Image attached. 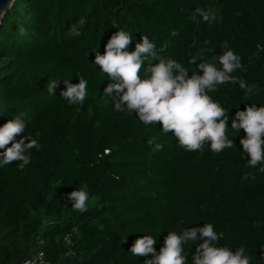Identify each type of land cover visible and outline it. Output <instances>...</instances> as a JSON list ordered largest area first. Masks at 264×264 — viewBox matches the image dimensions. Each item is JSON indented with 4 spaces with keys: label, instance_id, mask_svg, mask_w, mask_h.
I'll use <instances>...</instances> for the list:
<instances>
[{
    "label": "trees",
    "instance_id": "1",
    "mask_svg": "<svg viewBox=\"0 0 264 264\" xmlns=\"http://www.w3.org/2000/svg\"><path fill=\"white\" fill-rule=\"evenodd\" d=\"M73 24L79 36L69 33ZM119 30L133 40L129 52L148 36L157 57L180 63L189 78L203 75L200 63L222 68L227 50L241 58L231 75L253 91L229 82L207 93L225 110L232 148L215 153L206 142L189 152L162 123L115 110L104 94L112 81L95 58ZM149 63L159 60H145L141 79ZM79 78L87 96L69 104L64 80ZM52 79L60 81L55 95ZM253 103L264 107V0H15L0 27V128L19 115L22 135L40 147L25 153L23 170L19 161L0 165V264H24L38 252L51 264H144L153 257L131 253L137 239L153 237L159 254L170 232L205 224L220 237L217 247L243 248L250 264H264V165H248L246 133L231 128ZM79 189L89 194L83 213L69 199ZM202 243L182 245L186 264Z\"/></svg>",
    "mask_w": 264,
    "mask_h": 264
},
{
    "label": "clouds",
    "instance_id": "2",
    "mask_svg": "<svg viewBox=\"0 0 264 264\" xmlns=\"http://www.w3.org/2000/svg\"><path fill=\"white\" fill-rule=\"evenodd\" d=\"M204 19H209L207 14H204ZM85 23L83 18L77 21L81 26ZM77 24L71 25L68 30L74 36L80 35ZM21 33H24L23 29ZM132 41L128 33L119 30L110 38L105 53L101 55L97 52L95 58V64L99 65L102 72L108 74L112 81L104 90V94L112 98L115 110L135 112L145 125L162 123V131L174 133L179 145L189 152H202L206 142H210V148L215 153L232 148L233 141L226 135L228 118H225V110L207 93L216 91V85L229 82H239V87L244 89L245 94L253 91L255 86L249 88L231 75L235 70L242 68L241 58L232 50H227L219 57L222 68L200 63L198 67L203 71V75H192L189 78L188 71L180 63L157 57L155 44L150 42L148 36H142V43H137L135 51L129 52ZM222 48H227V44L222 45ZM149 58L159 60V63H149L145 68L147 78L141 79L139 73L145 60ZM191 62L197 61L193 59ZM59 82L55 79L48 81L49 94L55 95L54 90ZM64 83L67 90L61 92V96L69 104L82 105L87 96V81L79 78L76 85L69 80H64ZM25 128L26 123L19 115L0 128V149H6L0 154L3 156L0 165L19 161L17 167L23 170L31 162L30 155L25 153L34 147L39 150L40 145L37 140L22 135ZM231 128L237 131L243 129L246 133V138L240 143L243 151L250 156L248 165H264V107L257 108L253 103L245 111H237ZM18 136L21 137L19 140L16 139ZM25 140H30V143H25ZM10 144L11 146L7 147ZM148 144L151 146L153 141L149 140ZM162 149L163 145L155 144L153 151ZM109 151L105 149V154ZM259 170L264 172V166H260ZM69 199L74 202L75 210L81 213L88 210L89 194L86 190L71 192ZM222 235L221 233L220 236ZM219 238L213 226L205 224L202 228L183 229L182 234L170 232L159 254L156 253L155 239L148 235L137 239L130 251L138 257H153L146 259L144 264H186L182 245L203 240L202 244L197 245L192 256L193 264H250L243 248L233 253L226 247H217L214 242Z\"/></svg>",
    "mask_w": 264,
    "mask_h": 264
},
{
    "label": "water",
    "instance_id": "3",
    "mask_svg": "<svg viewBox=\"0 0 264 264\" xmlns=\"http://www.w3.org/2000/svg\"><path fill=\"white\" fill-rule=\"evenodd\" d=\"M15 0H0V27L5 14L12 8Z\"/></svg>",
    "mask_w": 264,
    "mask_h": 264
},
{
    "label": "built area",
    "instance_id": "4",
    "mask_svg": "<svg viewBox=\"0 0 264 264\" xmlns=\"http://www.w3.org/2000/svg\"><path fill=\"white\" fill-rule=\"evenodd\" d=\"M24 264H51V262L46 259V256L43 252H38L32 257V259Z\"/></svg>",
    "mask_w": 264,
    "mask_h": 264
},
{
    "label": "rangeland",
    "instance_id": "5",
    "mask_svg": "<svg viewBox=\"0 0 264 264\" xmlns=\"http://www.w3.org/2000/svg\"><path fill=\"white\" fill-rule=\"evenodd\" d=\"M95 203V199H93L92 201H91V204H94Z\"/></svg>",
    "mask_w": 264,
    "mask_h": 264
}]
</instances>
